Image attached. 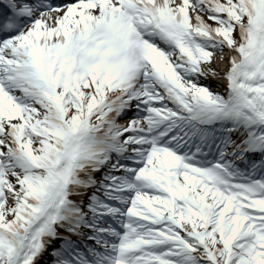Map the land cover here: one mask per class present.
I'll use <instances>...</instances> for the list:
<instances>
[{
	"label": "snow or ice",
	"instance_id": "6c2138e0",
	"mask_svg": "<svg viewBox=\"0 0 264 264\" xmlns=\"http://www.w3.org/2000/svg\"><path fill=\"white\" fill-rule=\"evenodd\" d=\"M0 264H264V0H0Z\"/></svg>",
	"mask_w": 264,
	"mask_h": 264
},
{
	"label": "bare ground",
	"instance_id": "6f19581e",
	"mask_svg": "<svg viewBox=\"0 0 264 264\" xmlns=\"http://www.w3.org/2000/svg\"><path fill=\"white\" fill-rule=\"evenodd\" d=\"M213 86H215V84L213 83Z\"/></svg>",
	"mask_w": 264,
	"mask_h": 264
}]
</instances>
